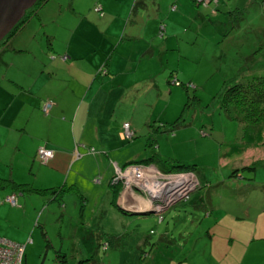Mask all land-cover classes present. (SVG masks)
<instances>
[{
	"label": "rangeland",
	"instance_id": "374dc122",
	"mask_svg": "<svg viewBox=\"0 0 264 264\" xmlns=\"http://www.w3.org/2000/svg\"><path fill=\"white\" fill-rule=\"evenodd\" d=\"M69 2H64L67 10L70 9ZM89 2L73 0L76 14L66 13L59 18L65 27L58 34L56 27L50 24L49 32L55 36V47L67 39V30L70 34L72 27L80 24L94 27L97 13L93 9L94 4L89 5ZM146 2L147 5L155 2L162 8L157 24L155 20L148 22H154L156 26L157 39L149 42L150 51L153 50L154 54L151 56L149 51L145 52L149 46L143 48L146 36L149 38L151 35L145 33L142 41L136 40L134 47L143 48L141 54L148 58L151 56L139 66L141 70L148 68V73L135 88L123 87V100L115 104L108 115L114 132L121 130L122 125L125 129V123L133 131L131 137L116 142L121 155L117 154L118 158L113 160L118 162L119 168L132 169L137 164L145 165L137 162L157 154L162 159L191 166V171H169L193 176L194 182L176 194L183 197L174 204L166 196L163 200L151 202L157 206L172 204L169 208L162 205L157 212L152 211L150 198L146 200L148 192L143 190L139 192L140 200L123 196L131 202L123 203L126 210L122 211L111 202L108 179H103L96 165L86 167L82 182L90 189L95 183L104 191L87 193V206L82 211V218H93L92 223L98 221L104 232L118 234L120 238V246L105 249L100 244L89 256L96 251L94 258L97 264H263L264 124L243 125L239 121V110L231 101L223 103L221 92L228 80L247 81L264 76V0H198V7L194 4H189L188 8L180 5L179 12L171 13L167 28L168 17L163 8L168 3L173 6L172 10L176 9V0ZM140 5L137 3L133 11L136 12ZM234 10L239 11L241 19L232 34L229 32L233 27L228 20L231 17L229 11ZM148 11L151 14L152 11ZM85 14H89L88 21ZM33 24L31 32L28 28L11 39L38 42L37 46L27 49L37 53H14L10 47L4 46L3 41H7L4 39L0 42V50L4 49L0 65L10 59L19 64L29 63L30 58L40 57V52L47 50L52 37L43 33L45 29H38L39 22L34 21L29 27ZM120 26L123 29L121 20ZM161 47L164 50H159ZM55 52L52 56L61 54ZM170 74L173 76L169 77ZM10 76H15L14 66L3 65L0 70L3 93L12 89L5 82ZM174 77L179 85L170 83ZM4 97L8 96L5 94ZM3 107L0 105V134L5 135L4 129L10 125L7 122L12 121L16 113ZM175 123L180 124L170 131ZM160 125L164 127L156 134L154 144L148 146L149 126ZM76 143H80L79 139ZM88 149L91 148L86 146L85 150L90 153ZM76 150L75 154L82 156ZM114 166L113 181H116ZM160 167L158 165L154 169L162 173L164 166ZM0 170H3L1 165ZM35 174L38 176L37 172ZM143 174L149 177L153 173L148 170ZM120 192L124 194L122 188ZM187 192H190L188 196L183 195ZM5 196L3 201L7 202ZM28 197L29 201L40 199L38 195ZM79 206V200L73 194H67L58 203H48L43 199L42 205L41 202L34 205L38 215L40 210L47 208L46 223L45 216L35 223L46 231L52 248L46 249L40 228L35 225L26 233L24 240H11L25 245L23 264L25 257L26 264H56L54 250L63 244L65 247L69 242L70 228L79 221ZM34 207L29 204V210L34 211ZM134 210L138 213L132 212ZM23 221L24 216L19 214L15 222L21 226Z\"/></svg>",
	"mask_w": 264,
	"mask_h": 264
},
{
	"label": "crops",
	"instance_id": "0c3cea01",
	"mask_svg": "<svg viewBox=\"0 0 264 264\" xmlns=\"http://www.w3.org/2000/svg\"><path fill=\"white\" fill-rule=\"evenodd\" d=\"M143 1L142 6L135 12L134 0H90L89 5L94 4L93 9L98 8V10L94 9L98 14H96L97 23L94 24L95 30L92 25L80 24L72 27L70 34L67 30L68 35L65 36L67 39L62 40V44L55 47V36L49 32L50 24L56 27L58 34L65 27L59 18L66 13L74 16L77 8L73 6V0H70L68 10L64 6V2L68 0L63 2L47 0L13 36L15 38L28 28H31L29 29L31 32L34 24L29 27L30 23L35 21L40 23L38 29H45L43 33H48L53 41H48L47 50L40 52L42 56H33L29 63L19 64L10 59L0 65V70L3 65L9 68L14 66L15 76H10L5 81L12 89L3 93L4 84L0 85V105H4L2 109H10L16 113L15 118L7 122L10 125L4 129L5 135L0 134V165L3 168L2 171L0 170V178L10 185H23L22 187L29 189L21 192L7 184L0 188V237L22 241L26 233L35 225L39 226L40 232L43 230L47 236L42 226L35 223L44 216L46 223L49 215L45 214L47 208L40 210L41 213L38 215L37 207L34 205L40 202L42 205L43 199L48 203H58L67 194H73L80 203L79 221L70 228L69 242L58 250L67 255L71 264L82 259L83 256L90 255L91 249L83 240L82 234L92 228L96 222L92 223L93 218L84 220L82 211L87 206V193L91 190L100 193L104 189L102 190V186L94 185L95 183H92L93 189L88 188L82 182L81 176L85 173L86 167L96 165L103 179L105 181L108 179L109 188L114 177L113 166L119 165L113 159L118 158L117 154L121 155V149L117 148L116 142L123 141V138L120 136L121 130L116 133L111 128L108 115L111 108L123 100V87L135 88L140 85L144 74L148 73V68L139 69L140 64L154 54L153 50L150 51L149 42L157 37L156 26L153 25L154 22H148L155 20L157 24V17L162 10L155 2L147 5L146 0ZM176 3L177 7L174 10L168 3L163 8L168 17L166 28L171 13L179 12L180 5L187 7L189 4H194L190 0H176ZM194 5L198 7L197 4ZM148 9L152 11L151 14ZM88 15L85 14L87 21ZM162 15L159 18H162ZM120 20L123 21V29ZM231 32L233 34L235 29H230L229 33ZM145 33L151 34L149 38L146 36V41H143L145 42L143 48L149 46L145 50L150 52L149 58L141 54L143 48L134 47L137 44L136 40L142 41ZM162 43L166 45L165 41ZM37 44L38 42L34 40L24 42L11 39L5 42L4 46L10 47L14 53H22L28 52V48ZM159 50L164 49L161 47ZM55 51L61 54L52 56ZM3 52L4 49L0 50V56ZM34 52L28 53L35 54ZM101 67L106 69V74L99 72ZM131 71L133 72L129 74L128 72ZM2 79H5L4 75ZM5 94L7 98L4 97ZM47 101H50L52 106L48 112H45L43 107ZM77 139L80 145L76 143ZM86 146L93 147L95 151L87 153ZM39 147L52 150V156L45 162H42L36 154ZM76 148L82 156L80 153L78 156L75 154ZM60 186L65 188L66 193L52 198L49 193ZM75 192H79L81 198ZM4 195L7 197L15 195L18 206L3 201ZM30 195H38L40 199L29 201ZM129 201H123V194L120 192L113 205L123 209V203L129 204L131 202ZM29 204L34 207V211L29 210ZM135 211L138 213L137 210L132 212ZM65 213L66 210L62 211V215ZM19 214L24 216L21 226L15 222ZM83 214L85 215L84 212ZM27 227L29 230H26Z\"/></svg>",
	"mask_w": 264,
	"mask_h": 264
},
{
	"label": "trees",
	"instance_id": "16d2710c",
	"mask_svg": "<svg viewBox=\"0 0 264 264\" xmlns=\"http://www.w3.org/2000/svg\"><path fill=\"white\" fill-rule=\"evenodd\" d=\"M194 4H198V0H190ZM47 0H37L36 3L27 10L25 16L23 19L16 25V27L13 29V31L6 36V40L9 41L18 31L19 29L25 24V22L31 17V15L40 7L42 6ZM142 1L135 2V5L137 3L141 4ZM143 3V2H142ZM142 6V5H140ZM133 8V9H134ZM173 9V6L171 7ZM231 13V17L229 19V23L231 27L237 28L238 22L240 21V17H238L239 11H229ZM237 13V15H236ZM5 40V41H6ZM6 41V42H7ZM3 43H5L3 41ZM99 72L106 74V69L104 67H101ZM173 75L170 74L169 77H172ZM171 84L179 85L180 82L176 80L174 77L173 80L170 81ZM223 103H226L228 101H231L235 104L236 108L240 112V118L239 121L245 125H256V124H264V76H258L253 77L251 80L247 81H238L236 79H231L226 82H224V85L222 86V92H221ZM180 123H175L171 128L170 131H173L175 127H177ZM161 127H164L163 125L157 126V127H151L149 126L148 129V136L146 137L147 145L151 146L154 144L155 136L157 133L161 132L159 131ZM131 128V126H130ZM122 129V128H121ZM93 148V147H90ZM137 163H144V164H153L155 166L159 167L164 166L163 172H172L169 170L179 169V171H191V166H186L180 163H174L171 160L162 159L157 154H154L153 156L146 157L140 162ZM176 172V171H175ZM114 178V177H113ZM112 181L109 184V188L111 190L112 194V203H115L118 194L120 192L121 184L119 181ZM10 185V183L5 182L3 179L0 178V188L4 185ZM10 186L13 187V189H16L21 192L29 191L26 187H22L23 185H13ZM42 192V191H41ZM66 193L65 188L63 186H60V188H56L52 192H50V196L52 198L60 197L64 195L63 193ZM44 194V193H43ZM75 194L81 198V194L79 192H75ZM122 211H125L126 209H121ZM44 241L46 242V249L51 248L50 241L48 240L45 232L41 231ZM82 238L87 243L88 247H90L91 251L95 250L100 244L103 245V247L106 249L107 247H118L119 244V235L118 234H107L104 232L96 222L92 228L87 229L83 234ZM90 251V253H91ZM54 253L56 255V264H71L68 260L67 255H65L64 252H61L60 250H54ZM96 251L92 253L91 256L88 255L87 258L76 260L72 264H97L96 260L94 258ZM24 258V254H23ZM23 264V263H22Z\"/></svg>",
	"mask_w": 264,
	"mask_h": 264
},
{
	"label": "built area",
	"instance_id": "2783aa9c",
	"mask_svg": "<svg viewBox=\"0 0 264 264\" xmlns=\"http://www.w3.org/2000/svg\"><path fill=\"white\" fill-rule=\"evenodd\" d=\"M95 10H98V8L95 7ZM51 106L52 103L50 101H47L44 104L43 110L45 112H48ZM124 126L126 128L123 129V125H122V129L120 131V136L123 139L129 138L133 135L132 133L133 131H131L129 127L130 125L128 123H125ZM94 151H95L94 148L88 149V152L90 153H93ZM36 152L38 158L42 162H45L48 158L52 156V150L46 149L45 147H39ZM76 155L78 156L80 154L76 153ZM114 167L116 170L115 179L116 181H119L121 184V188L124 191L123 196L140 200L141 196L139 192L145 190L146 192H148V196H146V200L147 198H150L149 200L150 205L151 202L155 203L160 200H163L162 198H164L165 196L168 198V201L173 200L176 197V194L179 193V191L183 189H187V185L194 182L193 176L189 177V175L186 174H183L185 176H182L179 174H173L172 172L159 173L157 170L154 169L155 166L153 164H145V165L137 164L132 169L130 168L123 169L124 166L119 168L117 165H115ZM148 170H150L153 173L151 174L152 176L147 177V175L143 174V172H147ZM123 199H125L123 201L128 200V199L126 200V198ZM6 201L12 205H16L15 195L6 197ZM129 206L130 205H128V207ZM160 206L152 204L151 205L152 211L157 212ZM24 247H25L24 245L13 242L4 237H0V264H22Z\"/></svg>",
	"mask_w": 264,
	"mask_h": 264
},
{
	"label": "water",
	"instance_id": "95a60500",
	"mask_svg": "<svg viewBox=\"0 0 264 264\" xmlns=\"http://www.w3.org/2000/svg\"><path fill=\"white\" fill-rule=\"evenodd\" d=\"M37 0H0V42L10 34L16 25L23 19L28 9H30ZM193 191V190H191ZM190 191V192H191ZM187 192L183 195L190 193ZM176 196L172 201L173 204L183 196ZM168 205L167 208L172 204L164 203Z\"/></svg>",
	"mask_w": 264,
	"mask_h": 264
},
{
	"label": "bare ground",
	"instance_id": "6f19581e",
	"mask_svg": "<svg viewBox=\"0 0 264 264\" xmlns=\"http://www.w3.org/2000/svg\"><path fill=\"white\" fill-rule=\"evenodd\" d=\"M25 246V245H24Z\"/></svg>",
	"mask_w": 264,
	"mask_h": 264
}]
</instances>
